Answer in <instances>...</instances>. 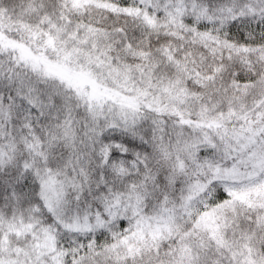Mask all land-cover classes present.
I'll list each match as a JSON object with an SVG mask.
<instances>
[{
  "label": "snow or ice",
  "instance_id": "1",
  "mask_svg": "<svg viewBox=\"0 0 264 264\" xmlns=\"http://www.w3.org/2000/svg\"><path fill=\"white\" fill-rule=\"evenodd\" d=\"M0 264H264V0H0Z\"/></svg>",
  "mask_w": 264,
  "mask_h": 264
}]
</instances>
